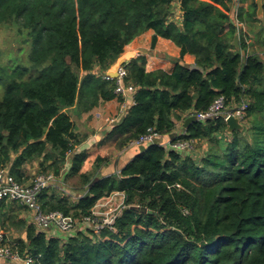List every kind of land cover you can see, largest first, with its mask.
Instances as JSON below:
<instances>
[{
    "label": "trees",
    "instance_id": "trees-1",
    "mask_svg": "<svg viewBox=\"0 0 264 264\" xmlns=\"http://www.w3.org/2000/svg\"><path fill=\"white\" fill-rule=\"evenodd\" d=\"M175 1L0 0V25L17 24L32 42L29 66L0 67V171L20 184L31 179L28 166L36 162L37 175H62L81 143L69 109L87 112L116 98V81L103 74L149 30L152 47L158 37L171 40L181 57L195 56L198 68L177 62L171 72H148L145 56L125 65V85L137 90L115 128L124 136L121 146L149 129L172 135L184 113L205 111L220 96L249 102L246 129L227 135L232 141L223 155L213 152L200 162L151 144L119 175L91 183L81 173L85 153L74 154L69 171L89 185V197L72 202L49 187L39 195L42 208L78 219L120 191L126 209L115 231L101 236L78 230L49 237L31 225L17 243L35 257L33 264H264V61L248 53L241 33L235 47L238 31L227 14L232 0H180L181 24L172 20ZM257 9L252 0L247 12L239 10V21L254 28ZM252 30L262 42L264 25ZM96 67L99 75L92 73ZM185 131L181 139L215 142L227 125L195 121ZM12 205L0 202L3 227Z\"/></svg>",
    "mask_w": 264,
    "mask_h": 264
},
{
    "label": "crops",
    "instance_id": "crops-1",
    "mask_svg": "<svg viewBox=\"0 0 264 264\" xmlns=\"http://www.w3.org/2000/svg\"><path fill=\"white\" fill-rule=\"evenodd\" d=\"M261 3L264 7V0H261ZM251 5L252 0H245L242 2L239 1V6L236 5L235 0H232V2L229 3V12L227 14L230 17L231 12L237 11L239 13L240 9H244L247 12L249 8H251ZM174 7L176 10L173 13L174 17L172 16V20H175L178 24H181L182 10L180 6V0L175 1ZM230 19L236 26L238 35L241 33L245 39L246 44L248 45V53H255L264 61V39L262 42H259L257 35L254 34L252 30L264 25V21L257 18L259 23H253L254 28L251 29L247 23L241 22L239 19L238 23L236 22L235 18L230 17ZM153 36L154 31L149 30L126 46L124 53L131 52L134 55L133 58L126 61V64L139 56H145L146 71L148 72L160 69L171 72L177 62L182 65H186L191 69L198 68L195 56L186 54L181 57L180 48L171 40L158 37L155 46L152 47ZM107 71L103 74V78L106 77ZM92 73L99 75V67H96ZM136 90L137 88H135L134 91H130L129 96L126 98L117 95V97L113 100L101 101L99 105L87 112L79 113L74 107L69 109L68 113L70 114L71 120L74 123V132L81 143L74 148V151H72L71 154L68 155L67 162L64 167L65 169L63 170V174L59 179V185L51 187L54 189V191H59L62 193V195L70 197L72 202H77V200L82 196V193L88 189L89 185L82 184L80 174H73L69 171L71 168V158L74 154L85 153L86 158L81 173H87L91 175L92 183L106 177L119 175L122 169L130 161L142 153L140 149L141 146L130 145L132 140L129 142L127 141L123 146L116 143V139H118L121 135L117 132L115 133V128L121 123L122 120L116 124H110L108 122L109 118L119 115L123 109L122 105L124 102L126 104L125 112L127 113L133 103V95L135 94ZM190 116V111L184 113L181 116V119L176 121V127L178 122H180L183 128L186 119ZM124 117L125 116H123V118ZM185 129V127L181 129V133L186 132ZM176 133L179 132H177L175 128L172 135L162 136L160 144L166 145ZM92 158H94V161L90 163ZM38 168V162L28 166L29 175L34 174L35 177L37 175ZM64 176H71V178L68 181H63ZM83 189H85L84 192L82 191ZM11 204H13V212L7 213L10 218L5 221L4 227L0 224V228L6 230L15 241H18L19 239L26 240L27 229L32 225L30 211L19 203L7 202V205ZM3 210L4 209H2L0 206V218L2 219L0 221L2 224L3 220H5L4 216H6L3 215L6 210ZM50 234L51 235L49 237L61 236V234L56 231L52 233L50 232Z\"/></svg>",
    "mask_w": 264,
    "mask_h": 264
},
{
    "label": "built area",
    "instance_id": "built-area-1",
    "mask_svg": "<svg viewBox=\"0 0 264 264\" xmlns=\"http://www.w3.org/2000/svg\"><path fill=\"white\" fill-rule=\"evenodd\" d=\"M239 6V0H235ZM231 18H235L238 23V12L230 13ZM127 76V69L123 65L118 72V77L112 79L106 75L105 79L115 80L117 87L115 93L124 98L129 96L130 91H134L135 87L125 85L124 79ZM126 104L123 103L121 113L115 118H110V124H116L125 116ZM249 102L241 100L237 103H228L223 96L217 98L213 104L205 111L190 112L191 116H196L200 122L207 120H223L233 117L238 119L240 124L246 123L247 110ZM185 133V132H184ZM184 133H176L173 138L163 145L167 150L179 151L182 153H191L193 143L196 140L181 139ZM156 139L161 136L153 129H149L148 133L136 140H132L130 145L148 146L153 144ZM160 144V143H159ZM63 174V173H62ZM62 176V175H61ZM60 176V177H61ZM59 176L50 174H39L32 179L29 184H20L11 177L7 170L0 171V202H16L25 206L31 214V224L35 226L37 232H44L50 236V232H58L61 237H69L75 234L76 231L82 230L90 232L92 235L101 236L104 230L115 231V223L126 209V195L124 192L115 191L109 195L100 198L90 211V214L81 218H73L66 216L59 211L46 212L39 203V195L42 190L59 185ZM35 257L27 251L21 252L17 241L12 239L10 234L0 228V264H33Z\"/></svg>",
    "mask_w": 264,
    "mask_h": 264
},
{
    "label": "rangeland",
    "instance_id": "rangeland-1",
    "mask_svg": "<svg viewBox=\"0 0 264 264\" xmlns=\"http://www.w3.org/2000/svg\"><path fill=\"white\" fill-rule=\"evenodd\" d=\"M175 10L176 9L174 7L173 13ZM31 51L32 42L31 39L28 37L27 31L20 30V27L17 24L0 25V67L12 68L18 65L29 66V54ZM1 95L2 88L0 87V97ZM109 120L110 118L108 119V122ZM244 126L246 129V124H244ZM183 128L181 123L178 122L176 131L181 132V129ZM227 135H229L227 132L226 135L217 134L215 136L217 139L215 140V142L198 139V141L196 140V142L193 143V150L189 154H191V156H193V158L198 162H200L206 156L211 155V153L213 152H216L215 154L218 155H223L225 152V148L228 145V142L232 141V137ZM123 137L124 136H120L118 139H116V143L121 145V143L124 142ZM93 161L94 158L90 160V163H92ZM30 176L31 179L28 181L27 184L32 181V179L34 178V174Z\"/></svg>",
    "mask_w": 264,
    "mask_h": 264
},
{
    "label": "water",
    "instance_id": "water-1",
    "mask_svg": "<svg viewBox=\"0 0 264 264\" xmlns=\"http://www.w3.org/2000/svg\"><path fill=\"white\" fill-rule=\"evenodd\" d=\"M256 4L258 6V9H257V18L259 20H262L264 21V8H263V5L261 3V0H256ZM238 42H239V35H237L235 38H234V45L235 47H238ZM242 54L244 55V52H242ZM133 53L131 52H127V53H124L122 54L112 65L111 67L109 68V70L107 71V75L112 78V79H116L118 77V72H119V69L123 66V65H126V61L130 60L131 58H133ZM197 120L196 116H190L186 119L185 121V124H184V127L186 128L190 123L192 122H195ZM226 125H227V133L228 134H232L233 132L235 131H243L245 126L243 124H240V122L238 121V119L236 118H233V117H230L227 119V121L225 122ZM160 143V139H156L153 144L156 145V144H159ZM141 151L144 152L146 150V146H141L140 147ZM90 195V192L89 191H86L85 194L81 197L83 198H87L89 197Z\"/></svg>",
    "mask_w": 264,
    "mask_h": 264
}]
</instances>
